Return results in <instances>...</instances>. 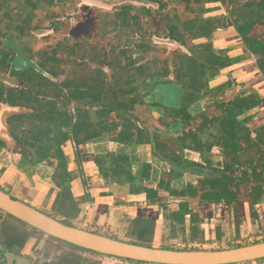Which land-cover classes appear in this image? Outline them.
Here are the masks:
<instances>
[{
    "label": "flooded vegetation",
    "instance_id": "af4514ba",
    "mask_svg": "<svg viewBox=\"0 0 264 264\" xmlns=\"http://www.w3.org/2000/svg\"><path fill=\"white\" fill-rule=\"evenodd\" d=\"M62 1L0 0V10L9 9L13 4L20 10L0 15V75H10L23 85L22 88L11 89L8 85H3L4 83H1L0 80V88H2L0 91L3 93L0 94L2 97L1 107L6 105L7 109L17 108L23 112L8 119L13 144L18 143L16 145H19L15 146L10 154L33 164H40L44 161L56 163L55 168L52 169L51 177H48L54 184L55 192H58L57 195L55 194L52 206L57 202H62L58 201L60 196H63L62 200L66 206L76 207L78 204L73 197L70 199L69 193V184L71 185L76 177L69 167L76 157L96 163L100 172L110 179L108 182L117 186H129V192L137 194L135 190L137 186L133 185L137 179H127L125 182H121L107 172L109 171L107 167L110 165L116 169V159L122 155L116 152L110 160L102 159L103 157L98 158L99 149H103L107 143L116 146L123 143L122 130L130 125L133 126L129 130L134 134L130 138L132 143L143 145L137 142V134L143 131V137L146 135L144 138L147 140L145 145H149L148 154L150 157L156 158V156H160L156 153V147H164L171 143L173 146L178 145L181 148L182 139L186 134H201L203 124L201 119L205 114L211 121L207 123L204 130L205 136L211 135L214 143L210 153L218 156L217 152L221 149L219 155L223 158L224 148L222 149L220 146L222 143L218 137L222 135L221 121H224L228 116V111L232 107L225 103L231 102L230 100L233 98L241 97L243 100H254L256 103L254 106L245 107L244 113L236 117L241 123V125H237L236 129L246 141L240 144L243 150L239 154L242 157L235 174L239 179L242 177L250 179L249 174L252 170L254 172L256 167L259 168L258 171H262L259 162L252 169L249 161L250 157L255 161L259 157L264 159V128L260 127L258 119L260 109L264 105L262 57L260 54L250 52L243 44L242 38L234 25L231 24L232 8L228 3L218 0H176V2H171L172 0H169L170 2L128 0L127 3L125 2L127 0H99L101 4L107 5L120 3L118 4L119 9L106 11L101 21L98 22L97 39L101 40V43H94L90 48L82 45V39L73 38L75 41L72 42L69 36V42L64 44L62 52L54 49L50 53L47 50L34 53L28 47L27 40L43 31L32 27V10L44 2L52 6L60 4ZM58 6L55 7L58 8ZM21 11L23 13H20ZM154 17L158 20V23H155L158 28L154 26L156 21L153 22ZM232 30L238 34L242 42L241 49L245 51V54L234 56L227 48L217 47L222 39L221 32H232ZM145 35L150 37L147 40L143 39ZM139 36L140 43L136 41ZM131 37L133 41H129ZM171 47L179 51L173 57L171 65H169V60L164 58L153 57L145 61V58L133 56L134 51H139L142 55L149 53L154 55L158 51L171 50ZM45 53L49 56L45 57ZM28 54L30 57L31 55L36 57L35 55L38 54V61L28 67L18 68V65L24 61L30 63L34 60L32 57H28ZM217 56L231 60L230 64L210 73L204 80L198 66L204 64V60L207 59L205 57L214 60ZM244 56H248L258 70L255 75L256 80L255 78L252 82L248 80L249 85L247 82L242 83L240 79H236L232 73L230 74V71L224 75L221 73L223 70L232 69L239 64ZM189 63L192 64V68L187 67ZM172 66L173 70L171 71ZM27 94L28 96H26ZM192 94L196 96V100L193 104L188 105V97ZM138 98L142 100L147 98L145 105L136 100ZM136 106L162 109L161 112L168 120L163 124L165 131L156 130L153 132L147 128L141 130L139 129L140 125H134L133 117L131 116L130 119L126 113L137 108ZM124 114L126 115L123 117ZM47 126L51 127L50 131L47 130ZM177 126L179 128H176ZM42 127L45 130L42 131ZM75 127L79 128L77 136L73 131ZM33 131L37 134L35 135ZM38 136L41 145L32 147V143ZM247 141L258 143V146L248 148L244 144ZM92 145L97 150L89 151V147ZM69 147L73 149L71 154L67 153ZM47 148L50 149L48 155H46ZM256 151L260 152L257 157L248 156L244 159L248 153ZM166 152L167 150L161 154ZM193 152L195 153L192 150L181 151L180 149L177 153L182 155L185 160L204 164L198 152H196L199 154L197 159L190 158L188 153ZM162 155L158 159L166 164V168H169L170 180L174 182V180L181 179L182 186L174 184L165 186L164 183L159 182L157 172L151 167L147 179L150 180L149 183H158L157 188L149 187L148 189L142 185L140 192L146 190L148 191L147 195H152L153 193L159 194L160 190H164L170 196L184 200L182 203H188L189 201L200 202L201 194L212 191V185L202 186L201 181L204 180V175L193 174L185 177L182 173L173 170L174 166L165 156H169L170 153ZM213 155L211 154L210 169L204 167V170L205 172L216 171L218 175L215 176H219L222 174L221 172H224V164H229L230 160H226V156H224L222 168L219 164L217 166L212 164ZM80 166L79 174L82 175L83 165ZM215 166L217 169L214 170ZM262 168L264 170V165ZM215 176L210 174L209 178H216ZM5 185L9 187L7 184ZM258 185L262 187L264 180L258 182ZM189 188L196 190V197L183 198L177 195L178 192L186 191ZM0 189L2 188L0 187ZM3 191L10 194L7 190L3 189ZM155 199L158 202L161 200ZM24 203L35 208L30 203ZM54 208H58V206H54L52 209ZM5 217L8 222L1 221L0 225V239H2L0 240V264H13L16 258L20 259L19 264H56L53 260L55 256H52L51 252L45 253L44 259L40 257L42 252H36L35 259L26 253L28 244L31 245L33 242L37 244L40 237L46 234L23 222V225H20L14 221L17 219L13 218L12 220V217L7 214ZM16 228L19 236H24L22 242L15 240V235L9 233L8 229L16 234V231H13ZM28 231L29 233H27ZM48 238L59 243L62 242L50 236ZM63 256L72 258V255L67 253ZM11 257L14 259L13 263L10 260ZM49 257L52 260H48Z\"/></svg>",
    "mask_w": 264,
    "mask_h": 264
},
{
    "label": "crops",
    "instance_id": "0c3cea01",
    "mask_svg": "<svg viewBox=\"0 0 264 264\" xmlns=\"http://www.w3.org/2000/svg\"><path fill=\"white\" fill-rule=\"evenodd\" d=\"M220 35L222 39L218 43V48H227L230 54L234 56L245 54V51L241 49L242 42L234 30L232 32H221ZM252 63L248 56H244L239 64L232 69L223 70L221 73L224 75L230 71V74L232 73L236 79H243L244 82L250 84L249 81L252 82L254 78L256 80L255 75L258 71L255 63ZM252 76L254 77L252 78ZM262 95L264 96V91ZM259 115L260 127L264 128V122H262V119H264V105L260 109ZM117 146L118 150H123V153L117 151L118 154L124 155V149L129 152L126 157L131 156L133 153L136 155L137 148H141L143 151L146 150V153H148L149 148V145H134L133 143H122ZM91 148L92 146L89 147V151ZM8 154L10 160L3 159L6 170L2 167L3 172H0V176L4 184H7L14 189V192L22 196L16 197L11 194L13 197L33 205L26 193L30 190L26 182L30 180V174L37 170V176L41 180L37 187L40 192L32 200L37 203H46L43 198L47 199L51 188L53 189L50 193V200L55 194L57 195L58 192H55L54 184L48 178L51 177L52 169L56 166L55 162L44 161L40 164H33L21 160L18 156ZM129 158L132 166L134 164L132 162L133 158ZM95 165L94 162L85 161L83 163L85 171L83 170L82 175H76L71 185L69 184L70 199L73 197L78 203L73 218L78 228L86 227L89 229L88 231L115 240L129 242L123 236L140 231L144 225L139 223L147 222L153 226L156 235L148 243L151 247L161 249L223 250L251 245L250 242L259 243L264 241V185L259 187L261 195L253 203L241 202L236 196L229 203L213 204L189 201V204L185 203L186 206H183L184 203H179L177 209H171L168 205L159 203L157 199L148 198L144 193L131 194L129 191H125L123 186H117L116 184L115 188L111 189V184L108 182L110 179L100 173L99 170L96 171L95 168L97 167ZM182 174L185 177L190 176L188 173ZM34 207L40 210L37 206ZM46 207L51 208V204H47ZM55 211L62 213L63 218L69 217L65 215L68 213L63 209L57 208ZM5 218L7 217L0 213V225L1 221L8 222ZM172 230L177 231V234L169 235L168 232ZM250 264H264V260L251 262Z\"/></svg>",
    "mask_w": 264,
    "mask_h": 264
},
{
    "label": "rangeland",
    "instance_id": "374dc122",
    "mask_svg": "<svg viewBox=\"0 0 264 264\" xmlns=\"http://www.w3.org/2000/svg\"><path fill=\"white\" fill-rule=\"evenodd\" d=\"M130 1V0H129ZM152 1H156V0H152ZM164 1H168L169 0H164ZM126 3L128 2L125 1ZM134 2V1H132ZM171 2H176V0H172ZM125 3V4H126ZM120 3H115V4H111V5H107V4H101L99 0L96 1H89V0H73V1H69V0H63L60 4H54V5H50L49 3H41L40 5H38V7H35V9L32 10L33 12V23H32V27H34L35 29H39L42 30V33H39V35L32 36L31 38H29L27 40V45L28 47H30L34 53H37L39 51H44L47 50L49 53L52 52V50L57 49L59 51L64 49V44L68 41L69 42V36L70 39L73 41L74 39H82L83 43L82 45L84 46H89L90 48L92 47V45L94 43H101V40L97 39V26H98V22L101 21L102 16L106 13V11H111L112 9L116 10L119 9V5ZM58 6L55 7V6ZM138 7H140L138 5ZM177 7V6H176ZM174 7V8H176ZM169 8H172L169 6ZM173 8V9H174ZM177 9H179V7H177ZM22 10V9H21ZM181 10V8H180ZM9 11H17L19 12L20 10H18L16 8V5L13 4L12 7H10L9 9H1L0 10V15L3 16L5 13L9 12ZM20 13H23L22 11ZM155 13V12H154ZM16 20V19H15ZM154 20H156L154 22ZM154 22V26L156 28H158V25H155V23H158L157 18L154 17L153 19ZM149 25V23H148ZM160 28V27H159ZM34 30V29H32ZM50 30V31H49ZM72 37V38H71ZM150 36L145 35V38L143 39H148ZM70 40V41H71ZM129 41H133L132 37L130 38ZM138 43H140V36L137 38L136 40ZM149 41V40H148ZM142 42V41H141ZM21 44V43H20ZM36 51V52H35ZM62 52V51H61ZM179 51L176 50V48L171 47V50H166V51H158L155 52V54H140L139 51H134L133 56L134 57H142L145 58V61L152 59L153 57H157L160 59H167L169 60V65H171V61L173 59V57L176 56V53H178ZM32 54V53H31ZM30 54V55H31ZM36 57H32V59H34L32 62L28 63L27 61L23 62L22 64L18 65V68H23V66L28 67V65H33V63H35L36 61H38V54L35 55ZM49 56L48 54L45 53V57ZM28 57L29 54H28ZM30 57V58H31ZM46 59V58H43ZM21 65V66H20ZM173 70V66L171 68V71ZM0 80L2 81L1 83H4L3 85H8V87H10L11 89H18V88H22V84H20V82L16 79L11 77L10 75H4L1 74L0 75ZM240 81L242 83H244L243 79H240ZM249 85V83L247 84ZM246 85V86H247ZM2 100V97H0V102ZM138 100L140 103H144L147 101V98L142 100V99H136ZM1 103H0V172L2 171V167H4V162L3 159L10 160V156L8 153L11 152L12 149H14V147L19 146L16 144H13V137L11 134V130L9 128V124H8V119L17 114V113H23L22 110H19L17 108H11V109H7L6 105L5 107H1ZM137 107V106H136ZM162 109H159L158 107H155L154 109H150L149 107L146 106H138L137 108H133L132 111L127 112V116L130 117V119L133 117L132 122L134 125H140L141 130L147 128L152 130L153 132L157 131H165V127L163 126V124L165 122H168L167 118L165 117V114L163 112H161ZM124 114L123 117L126 115ZM132 116V117H131ZM262 122H264V119H262ZM176 128H179L178 126ZM149 130V131H150ZM155 145V144H154ZM164 145V144H163ZM175 145L173 146L171 143H168L167 145H165L164 147H156V153L160 154V156L162 155L161 153L165 150H169V149H174ZM177 147H179L177 145ZM175 147V148H177ZM20 149V148H19ZM122 149V148H121ZM97 150V148L92 145L91 148V152ZM13 151V150H12ZM117 151H120V153H123V150H118V147L114 144L111 143H107V145L103 146V149H99V153H98V158L103 157L102 159L105 160H110L111 158H113L114 153H116ZM138 151V152H137ZM220 152L222 151L221 149L219 150ZM217 155H213V153H211L213 155V161L212 164L214 165H220V167L223 168V158H221V156L219 154H221L220 152ZM73 152V149H71V147H69V149L67 150V153L71 154ZM137 152V154L135 155L134 153L131 154L132 157V162L134 163L132 166L129 163V157H126V155L129 152H126V150L124 149V155H122L121 157L116 159L117 162V166H119L121 169H127L128 171H130L133 174L134 180L137 179L135 182H133V185L137 186V188L135 189L137 192H139L140 190V186H145L149 189L150 188H157L158 183H149L150 180L147 179L148 175H149V171L150 168L153 167V169L157 172L158 174V180L159 182L164 183V185H168V184H174L177 186H182V180H175L174 182H172L169 178V174H168V169L166 168V164L162 163L158 157L160 156H156V158H152L150 157V155L148 153H146V150H141V148H137V150L135 151ZM108 153V154H106ZM167 153V152H166ZM258 153L260 152H253V153H248L244 159H246L248 156H253V157H257ZM102 154V155H101ZM105 154V155H104ZM97 155V152H96ZM139 155V156H138ZM188 155H190L191 159H197L199 157L198 153H188ZM138 156V157H137ZM216 157V158H214ZM97 158V159H98ZM226 160H230V157L226 156L225 157ZM252 157H250L251 159ZM243 159V160H244ZM86 160H82L79 157L75 160H72V162L70 163V167L69 169L72 171L73 175H79V171H80V165H83V163ZM92 162V161H90ZM140 162V163H139ZM96 164V163H95ZM130 164V165H129ZM110 165V164H109ZM107 166V165H106ZM215 166L214 170L217 169ZM95 170L98 171L99 167L96 164L95 165ZM4 169L6 170V167H4ZM85 168H83L84 170ZM107 169L109 171H107L110 176L114 175V170H113V166H108ZM85 171V170H84ZM100 171V170H99ZM3 172V171H2ZM1 172V173H2ZM37 171L32 172L29 176L30 180L28 182H26L28 188L30 189L28 192H26L29 195V199L31 200L30 202L33 203L34 206H37L38 208H40V210L54 218H56L57 220H59L60 222L67 224V225H71V226H77L78 225L74 222L73 218H74V212H75V207H71L64 205L63 203V196H60L58 198V201H62V202H57L54 206H58V208L65 210L68 214H65L69 217H66V219H62V213L60 212H56L55 210L57 209H52L54 206L50 207H46L47 204H52L54 202L55 199V195L53 196L52 200H50V196H51V190L53 188H51L49 196L47 197V199L45 200L43 197V201L46 203H37L34 200H32V198H34L38 192H40V190L37 189L38 185L40 184V179L37 176ZM106 172V173H107ZM101 173V172H100ZM141 175V176H139ZM143 175V177H142ZM116 176V175H115ZM102 177L104 178V176L102 175ZM119 179L123 178V177H118ZM145 178V179H144ZM44 180V178H43ZM109 184H111V189L115 188V184L109 182ZM0 187L2 188V190H7L10 194H13L16 197H22L21 195H19L18 193L14 192L13 188L10 187H6V185L4 184V182L1 179L0 176ZM184 187V186H183ZM123 188L125 189V191H129V186H123ZM160 193L158 194L159 199H161L159 201V203H161L162 205H168L169 208L173 209H177V205L179 203H182L184 200L182 199H177L173 196H170L168 194V192L164 191V190H160ZM147 196V194H144ZM144 196V197H146ZM24 197V196H23ZM44 204H46L44 206ZM52 209V210H51ZM54 212V213H53ZM1 213V212H0ZM2 215L5 216L4 213H1ZM10 217V216H9ZM13 220V218H11ZM17 223H19L20 225H23L22 222H18L17 220H14ZM141 225H149L147 222L145 223H139ZM136 226V225H135ZM134 226V228H135ZM133 227V226H132ZM81 228V227H80ZM82 229L85 230H89L86 227H83ZM9 233L11 235H15V240L17 241H23L24 240V236H19V232L18 229L16 228L13 231H16V234L14 232H12V230L8 229ZM30 231V230H29ZM29 231L27 233H29ZM177 231H169V235H175ZM155 231L153 230V233L151 234H143L141 235V233H139V231H136L134 233H128L127 235L123 236V238H127L129 240V242L133 243V244H137V245H141V246H150V244L148 243L149 240L153 239L155 237ZM2 240V239H0ZM250 244H254V242H250ZM172 250H178V249H172ZM36 252H42V255L40 257H42L43 259L45 258L47 252H51L52 256L54 257V261L56 264H145V263H135V262H130V261H125L122 259H118V258H114V257H109V256H102V255H98L97 253H93L90 251H86L84 249L72 246L70 244L67 243H59L58 241L52 240L50 238H48L47 235L45 236H41L40 240L37 241V244H35V242L28 244L27 246V254L31 257H33L34 259L36 258ZM74 252V253H73ZM65 253L72 255V258L70 257H65L63 256ZM85 255V256H84ZM82 256H84V258H82ZM81 257V258H80ZM52 260L50 257L48 258V260ZM60 260V261H59ZM64 262V263H62ZM251 263V262H250ZM249 263V264H250ZM148 264V263H146Z\"/></svg>",
    "mask_w": 264,
    "mask_h": 264
},
{
    "label": "trees",
    "instance_id": "16d2710c",
    "mask_svg": "<svg viewBox=\"0 0 264 264\" xmlns=\"http://www.w3.org/2000/svg\"><path fill=\"white\" fill-rule=\"evenodd\" d=\"M225 3H228L229 7L232 8L231 11V18L232 23L237 30L238 34L242 38L243 44L249 49L250 52L254 54H260L262 57L261 66L262 70L264 72V0H218ZM207 59L204 60V64L198 66V69L200 70V73L203 75V79L205 80L206 76L214 71H218L219 69L225 68L228 66L231 62V60L226 59L223 56H217L214 60L209 59L208 57H205ZM215 61V62H214ZM190 64V65H189ZM187 67L192 68V64L189 63ZM2 90V88H0ZM0 94L1 93L0 91ZM192 94L188 97L187 104L191 105L193 102H195L196 96ZM28 96V94L26 95ZM231 102L225 103L230 104V109L228 111V116L224 119V121H221L222 123V135L218 137L219 141L222 143L220 146L223 149V154L230 157V163L224 164V172H221L219 176L216 171H208L205 172L204 167H207L211 165V150L214 146L213 143V137L211 135L205 136V128L207 127V123L211 122L205 114L202 116V131L201 134H191L188 133L185 135V137L182 139L183 142L181 144V148L177 147L174 149H171L170 151H167V153H170L169 156L163 154L162 156H166L168 161L171 162V164L174 166L173 170L175 172L179 173H188L190 175H204V180L201 181L202 186L206 185H212V191L211 192H205L201 194L200 196V202L204 203H220V202H231L235 196H238V200L241 202H256L258 198L260 197V191H259V185L258 182L264 180V170L262 166L264 165V159L261 157L258 158V160L254 158H249L250 165L253 166L259 162L261 164L262 171H258V167L256 169L251 171L249 174L250 179H246L244 177L238 178L236 171L237 168H239L241 155L239 154L243 148L240 146V144L243 141H246L245 138L241 137L239 132L237 131L236 127L237 125H241L240 122L237 120V116L240 114H243L246 110L245 107L248 105L254 106L256 105L254 100L247 101L243 100L241 97L236 98L233 100H230ZM247 101V102H246ZM227 113V111H226ZM133 126V125H132ZM130 125V127L132 128ZM130 127L123 128L122 135L124 138L122 139V142L125 144H132V138L134 136L133 132L129 130ZM45 130L44 127H42V131ZM47 130H51L50 126H47ZM79 128L75 127L73 129L75 135L77 136L79 134ZM34 132V131H33ZM38 132V131H37ZM35 133V132H34ZM37 133H35L36 135ZM50 134V133H49ZM244 134V132H243ZM242 134V135H243ZM129 136V137H128ZM146 135H144L145 137ZM128 137V138H126ZM143 137V131H140L137 134V142L140 144H146L147 140ZM36 140V142H35ZM34 140L32 143V147H37L39 143V136ZM231 141V142H230ZM136 142V143H137ZM216 142V141H215ZM244 144L248 148H254L258 146V143H253L252 141L244 142ZM41 145V144H40ZM181 149H188L195 152L200 153V156L202 158V161L204 164L196 163L194 161H188L185 160L182 155H179L177 153ZM231 149V150H229ZM49 150L47 148L46 155H48ZM232 154H229V153ZM35 163V161H33ZM65 164V163H64ZM116 169H113L114 175L112 177L118 179L121 182H125L127 179H134L133 175L130 171L127 169H121L119 166L115 165ZM213 175L216 178H209V175ZM116 175V176H115ZM123 177L119 179L118 177ZM247 176V174H245ZM243 181H245L243 183ZM204 190V189H203ZM145 193L147 194L148 191L141 190L138 194ZM237 194V195H236ZM178 196L183 198H192L197 196V192L194 188H189L186 191L178 192ZM148 198L155 199L159 198L157 193H153L152 195L148 194ZM183 206H186L184 203ZM185 208V207H184ZM11 217V216H10ZM13 218V217H12ZM67 225V224H65ZM71 226V225H68ZM153 226L151 224L144 225L141 227L139 233L141 235L143 234H151L153 233ZM131 243V242H128ZM258 243V242H256ZM255 244V243H254ZM151 247V246H148ZM129 261V260H126ZM135 262V261H130ZM140 263V262H135ZM146 264V263H145Z\"/></svg>",
    "mask_w": 264,
    "mask_h": 264
},
{
    "label": "water",
    "instance_id": "95a60500",
    "mask_svg": "<svg viewBox=\"0 0 264 264\" xmlns=\"http://www.w3.org/2000/svg\"><path fill=\"white\" fill-rule=\"evenodd\" d=\"M0 211L62 242L103 256L148 264H245L264 260V241L223 250H172L115 240L53 217L0 189ZM13 263V258H10ZM16 258L13 264H19Z\"/></svg>",
    "mask_w": 264,
    "mask_h": 264
}]
</instances>
